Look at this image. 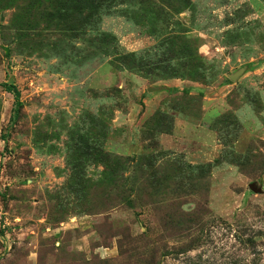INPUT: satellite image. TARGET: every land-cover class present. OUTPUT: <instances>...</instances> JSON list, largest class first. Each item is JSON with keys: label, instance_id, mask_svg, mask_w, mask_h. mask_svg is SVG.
Returning <instances> with one entry per match:
<instances>
[{"label": "rangeland", "instance_id": "obj_1", "mask_svg": "<svg viewBox=\"0 0 264 264\" xmlns=\"http://www.w3.org/2000/svg\"><path fill=\"white\" fill-rule=\"evenodd\" d=\"M0 264H264V0H0Z\"/></svg>", "mask_w": 264, "mask_h": 264}, {"label": "water", "instance_id": "obj_2", "mask_svg": "<svg viewBox=\"0 0 264 264\" xmlns=\"http://www.w3.org/2000/svg\"><path fill=\"white\" fill-rule=\"evenodd\" d=\"M249 188L254 192L258 191V189L254 187V185H250Z\"/></svg>", "mask_w": 264, "mask_h": 264}, {"label": "crops", "instance_id": "obj_3", "mask_svg": "<svg viewBox=\"0 0 264 264\" xmlns=\"http://www.w3.org/2000/svg\"><path fill=\"white\" fill-rule=\"evenodd\" d=\"M157 94V93H156Z\"/></svg>", "mask_w": 264, "mask_h": 264}]
</instances>
